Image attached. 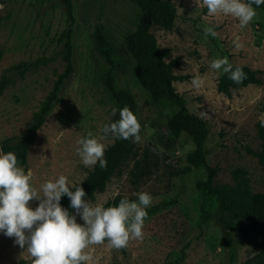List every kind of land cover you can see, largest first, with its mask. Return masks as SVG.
<instances>
[{
  "label": "rangeland",
  "instance_id": "374dc122",
  "mask_svg": "<svg viewBox=\"0 0 264 264\" xmlns=\"http://www.w3.org/2000/svg\"><path fill=\"white\" fill-rule=\"evenodd\" d=\"M70 1L71 14L64 0H0V79H13L0 95V145L26 133L33 113L63 70L58 37L70 27L73 72L20 166L26 173L32 170L37 188L60 175L72 184L87 175L92 167L82 164L77 141L89 132L99 138L104 125L113 121L115 107L104 89V73L110 72L114 86L129 90L134 98L141 141L134 143V153L104 190L87 201L104 205L116 195L129 200H137L140 192L152 196L143 239L120 250L107 241L91 246L88 264H253L260 246L196 189V182L205 178L204 168L184 171L194 143L185 133L175 136L165 128L176 107L165 100L154 102L136 79L125 37L140 15L137 0ZM170 1L176 8L173 27L153 25L150 31L159 47L169 49L167 61L178 58L173 85L188 111L207 124L204 147L207 164L217 168L214 179L231 183L232 171L242 168L249 189L261 192L264 172L250 150H259L255 122L264 120V13L256 9V17L241 28L231 16L208 15L202 0ZM205 27H214L218 35L205 37ZM237 39L242 49L235 47ZM224 57L231 64L261 70L263 83L232 89L229 96L219 92L216 83L223 72L209 65ZM21 63L29 64L23 76L13 69ZM195 76L205 80L199 91L191 85ZM38 203L33 200L31 206ZM77 222L83 223L79 216ZM14 239L0 232V264L31 257Z\"/></svg>",
  "mask_w": 264,
  "mask_h": 264
},
{
  "label": "trees",
  "instance_id": "16d2710c",
  "mask_svg": "<svg viewBox=\"0 0 264 264\" xmlns=\"http://www.w3.org/2000/svg\"><path fill=\"white\" fill-rule=\"evenodd\" d=\"M64 1L68 13L71 14V1ZM137 3L140 15L136 27L125 37L126 51L133 61L136 79L150 94L154 102L165 100L176 107V110L167 119L165 128L175 136L185 133L194 143V149L186 156L184 171L200 166L204 168L205 178L196 182V189L202 192L206 198L213 199L220 210L228 214L232 220L237 221L241 231L260 246V250L254 256L253 264H264V190L261 192L251 191L248 187L246 171L242 168L232 171L231 183L215 181L217 168L207 164L204 147L208 135L207 124L201 117L188 111L184 98L173 85V81L178 78L173 72V67L180 63L178 58L167 61L169 49L159 47L154 34L150 31L153 25L168 30L173 27L176 18L175 5L170 0H137ZM253 7L264 13V4L259 7L253 5ZM70 37V27L65 28L58 37V41L62 45L59 54L64 67L57 74L52 88L41 101L38 109L33 113L26 133L19 137L5 139L0 145V150L4 153L11 151L17 155L19 165H25L27 151L34 142L37 130L58 101L63 85L73 72ZM232 65L233 68L241 67L247 78L241 84H235L227 74L222 73L217 80L216 88L224 95L229 96L232 89L248 84L263 83V78L260 75L261 70L253 69L245 64ZM14 67L16 73L23 76L24 72L29 69V64L21 63ZM12 81V78L2 76L0 95ZM104 89L117 110L112 122L119 119V111L125 106L136 115V103L132 94L127 89L116 88L110 72L104 73ZM255 127L259 139V150H250V152L257 156L264 172V126H261L260 119L256 120ZM133 153L134 143L131 139H112L105 150L104 158L107 160V168L101 169L97 164L80 182L75 184H80L84 188L86 192L84 199L92 198L97 191H103L112 174ZM73 190L75 189L73 188ZM122 198V196L116 195L104 206L118 205ZM61 205L72 214L73 209L70 208V199L67 196H62ZM32 260V257L22 258L8 264H32Z\"/></svg>",
  "mask_w": 264,
  "mask_h": 264
},
{
  "label": "clouds",
  "instance_id": "9594fccd",
  "mask_svg": "<svg viewBox=\"0 0 264 264\" xmlns=\"http://www.w3.org/2000/svg\"><path fill=\"white\" fill-rule=\"evenodd\" d=\"M208 15L231 16L244 28L256 17L253 7L264 4V0H202ZM205 37L218 35L214 27L203 29ZM237 49L243 45L233 41ZM209 67L223 72L235 84H241L247 75L239 66L233 68L227 57L211 61ZM205 84L200 76H195L192 87L199 91ZM117 110H112L116 115ZM264 126V120H261ZM98 138L91 132L77 141L76 152L85 167L97 164L107 168L105 150L107 139L141 141V124L137 116L127 107L120 109L119 119L105 124ZM33 172H25L18 163L14 152L0 150V232L14 237V243L26 249L33 258L32 264H88L92 256L87 251L91 246L107 241L110 248H127L130 241L143 239V228L148 217L146 209L151 207L152 196L147 192L137 194V200L122 198L118 205L105 207L101 203L92 204L84 199L83 187L72 184L68 177L47 180L39 188L32 183ZM73 188L75 190H73ZM62 196L70 199V208L61 205ZM38 201L33 208L31 202ZM77 216L83 223L77 222Z\"/></svg>",
  "mask_w": 264,
  "mask_h": 264
}]
</instances>
